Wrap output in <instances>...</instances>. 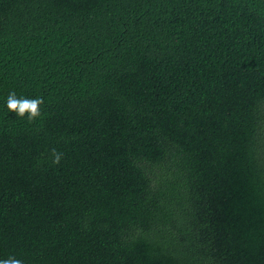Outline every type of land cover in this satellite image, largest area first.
Masks as SVG:
<instances>
[{"label":"trees","instance_id":"16d2710c","mask_svg":"<svg viewBox=\"0 0 264 264\" xmlns=\"http://www.w3.org/2000/svg\"><path fill=\"white\" fill-rule=\"evenodd\" d=\"M9 256L264 264V0H0Z\"/></svg>","mask_w":264,"mask_h":264},{"label":"clouds","instance_id":"9594fccd","mask_svg":"<svg viewBox=\"0 0 264 264\" xmlns=\"http://www.w3.org/2000/svg\"><path fill=\"white\" fill-rule=\"evenodd\" d=\"M43 103L42 98H18L15 92H10L6 100V108L8 113H14L15 117L24 119L29 122L36 120L41 116L40 105ZM51 163L59 164L63 158V153L55 148L50 150ZM0 264H23V262L15 256H9L6 259H0Z\"/></svg>","mask_w":264,"mask_h":264}]
</instances>
